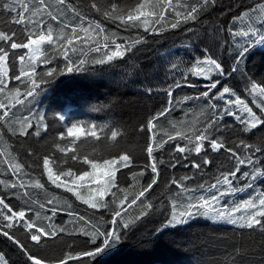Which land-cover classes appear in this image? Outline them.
Listing matches in <instances>:
<instances>
[{
    "label": "snow or ice",
    "instance_id": "obj_1",
    "mask_svg": "<svg viewBox=\"0 0 264 264\" xmlns=\"http://www.w3.org/2000/svg\"><path fill=\"white\" fill-rule=\"evenodd\" d=\"M220 3L221 0H0V237L15 246L22 264H95L97 257L117 247L137 222L152 214L163 217L155 229L160 234L204 217L232 225L241 236L245 232L258 235V264H264V76L248 77L243 93L224 81L226 76L240 71L241 62L254 44H264V0H253L244 6V11L233 14L232 25L226 29L232 37L231 44H216L220 56L227 52L232 59L230 69L211 48L205 47L191 61L170 62L171 71L180 79L163 89L147 88L150 94L166 99L155 115L139 126L146 162L138 171L133 170V150L121 147L126 132L120 126L72 122L48 143L47 113L35 107L43 85H49L65 71H84L89 62L105 66V70L124 63L140 71L129 62L147 46L145 34L162 35L181 25L198 23L203 13ZM106 22L116 24L117 30L135 31L136 35L118 36L117 31L105 27ZM237 23L241 27L234 31ZM187 30L197 35L192 28ZM85 48L95 55L89 57ZM70 53L79 55L74 60ZM57 55L64 57L63 67L50 66ZM41 64L49 66L37 71ZM189 77L203 78L207 83L198 95L175 97V90L185 84L198 87L188 82ZM186 103L201 105L198 112L202 119L168 121L167 129L160 127L161 118L167 120L175 107L183 110ZM188 115L185 112V117ZM56 119L65 121L66 117L61 114ZM82 136L94 141L91 154H80L86 141L75 147ZM30 137L36 144L44 140L49 151L38 152L28 144ZM21 148L31 164L21 158ZM57 152L64 155L57 156ZM165 155L169 157L167 161ZM221 156L224 160L217 163ZM69 160L80 167L74 170ZM224 161L230 166L226 167ZM178 166L197 171L192 176L184 174L159 182L162 169ZM210 166H216L218 171L214 182L190 187L197 175L204 174L201 170ZM146 174L148 179L140 184ZM53 188L72 193L76 200L97 210L98 218L78 213L73 203L57 195ZM239 193H246L247 198L237 201ZM60 212L69 219L56 224ZM105 213L110 220L105 219ZM68 224L73 226L72 231ZM81 235L86 239L76 243ZM64 237L74 240L61 249L60 255L43 254ZM255 255V247L235 248L225 264H237L233 257ZM0 264L14 262L0 252ZM250 264L257 262L252 260Z\"/></svg>",
    "mask_w": 264,
    "mask_h": 264
},
{
    "label": "trees",
    "instance_id": "obj_2",
    "mask_svg": "<svg viewBox=\"0 0 264 264\" xmlns=\"http://www.w3.org/2000/svg\"><path fill=\"white\" fill-rule=\"evenodd\" d=\"M73 2L87 3V0H73ZM119 2L129 3L132 0H119ZM252 3L253 0H221L215 9L203 13L198 23L181 25L180 28L165 31L162 35L145 34L148 40L147 46L141 48L136 59L129 62L135 64L140 71H133L124 63H116L115 67L105 70V66H94L89 62L85 65L84 71L71 73L65 71L63 74L57 75L49 85L42 86L43 92L37 97L38 103L35 104L37 109L47 113L49 133L45 140L50 143L58 131L64 130L72 122L95 123L97 125L114 123V125L120 126L121 131L126 132V136L120 141L121 147L133 150L135 157L133 170L138 171L139 167L146 162L145 154L141 152L143 137L138 134L139 126L151 115H155L166 99L163 95L150 94L147 88L151 86L154 91L163 89L174 79H180L179 74L171 71L170 62L178 59L185 62L191 61L199 56L205 47L211 48L217 56H220V50L216 44L225 41L231 44L232 37L226 29L232 25L233 14L244 11V6ZM105 27L109 31H117L118 36L132 38L136 35L135 31L129 32L123 28L117 30V25L110 22H106ZM221 27L225 30L219 31ZM239 27L241 25L237 23L233 30L235 31ZM188 28H192L197 35L193 36L187 30ZM84 51L89 57L95 55V53L88 52L87 48ZM70 55L73 54L70 53ZM78 55L79 53L73 55V59L75 60ZM220 59L223 60L225 67L230 69L233 61L228 53L225 52L220 56ZM64 63V57L57 55L50 66L63 67ZM48 66L41 64L37 71L46 70ZM261 76H264V48L259 44H254L244 61L241 62L240 71L226 76L224 81L228 86L243 93L248 77L259 79ZM188 82H195L198 87L189 88L185 84L181 89L175 90V97L198 95V91L203 89L207 83L203 78L196 77H189ZM13 83L15 84V82ZM199 107L201 105L192 103H186L183 110L179 106L175 107L168 115L167 120L161 118L160 127L167 129L168 121L202 119L198 112ZM185 112L189 113L187 117H185ZM61 114L65 115V121L56 119ZM81 141H86V146L80 154H91V145L94 141L82 136L75 147H78ZM28 144L41 154L49 151L44 140L36 144L34 138L30 137ZM56 155L63 156L64 154L57 152ZM213 155L215 156V154ZM21 158L26 163H32V160L23 152V148H21ZM104 158L107 156L104 155ZM164 159L167 161L169 157L165 155ZM221 160H224L223 156L217 159V163ZM68 163L74 165V170L80 167L78 163L71 160ZM224 163L226 167L230 166L227 161ZM84 168L87 169V166ZM122 171L127 172L126 169ZM196 171L191 167L183 168L182 166L166 171L162 169L159 182L163 183L164 180L173 176L179 177L184 174L192 176ZM201 171L204 174L197 175L189 184L190 187L195 188L197 183L214 182L213 176L218 175L216 166H210ZM147 179L146 174L140 180V184H144ZM42 180H46V177H43ZM128 182L131 183L130 176ZM121 183H124V178H121ZM171 187L175 189V185H171ZM53 191L72 202L74 210L78 213L86 217L95 214V217L98 218L97 210L90 209L87 205L76 200L72 193L54 188ZM157 191L159 190L157 189ZM40 198L43 199V193ZM245 198H247L246 193H239L236 197L237 201ZM60 203L63 204L64 200L61 199ZM104 216L106 220H110L107 213ZM68 219L64 212H60L54 222L62 224ZM162 220L163 217L159 214L142 218L128 231L126 237H122V241L117 247L97 257L95 264H225V260L229 258L235 248L253 247L256 248L255 257L233 258L237 259V264H250L252 260L258 264L260 259L258 247L260 237L258 235L253 237L245 232L241 236L240 230L235 229L232 225L222 222L214 223L204 217H196L187 225L177 226L175 229H168L160 234L155 229ZM66 226L70 231L73 230L71 224ZM85 239L81 235L75 239V242L82 244ZM73 240L74 238L64 237L62 242H56L43 254L49 257L60 255L61 249H66V246L73 243ZM0 252L6 254L14 264H22L18 250L3 237H0Z\"/></svg>",
    "mask_w": 264,
    "mask_h": 264
},
{
    "label": "rangeland",
    "instance_id": "obj_3",
    "mask_svg": "<svg viewBox=\"0 0 264 264\" xmlns=\"http://www.w3.org/2000/svg\"><path fill=\"white\" fill-rule=\"evenodd\" d=\"M261 47H263V48H264V44H261Z\"/></svg>",
    "mask_w": 264,
    "mask_h": 264
}]
</instances>
